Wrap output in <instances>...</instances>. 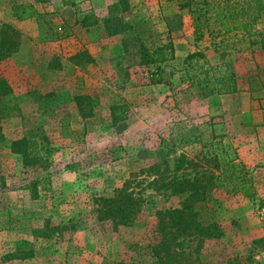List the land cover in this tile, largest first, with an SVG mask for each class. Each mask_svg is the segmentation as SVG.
Instances as JSON below:
<instances>
[{"label": "rangeland", "instance_id": "obj_1", "mask_svg": "<svg viewBox=\"0 0 264 264\" xmlns=\"http://www.w3.org/2000/svg\"><path fill=\"white\" fill-rule=\"evenodd\" d=\"M62 1L0 0V24L18 28L23 40L18 52L0 61V76L12 87L0 95V264H103L130 258L152 264L156 258L147 245L157 231V212L179 207L185 196L157 188L148 167H172L181 151L200 159L217 152L220 141L246 165L253 194L219 187L212 200L198 204L200 220L219 224L223 236L185 237L178 264H258L264 227L253 208L264 200V102L257 105L259 96L234 93L188 101L169 83L151 84L148 68L155 64L141 61V42L153 50L172 39L175 58L160 68L180 85L183 58L212 44L209 31L218 28L209 22L198 37L194 0H75L74 7ZM184 2L191 3L182 8ZM16 3L34 4L42 19L17 21L12 16ZM84 13L98 16L97 25H78ZM256 40L243 31L220 34L225 54L211 53L212 62H229L240 82L257 71L252 77L260 85L263 49ZM79 96L85 97L80 110ZM191 127L207 135L215 129L224 137L176 150L167 145ZM24 137L26 143L14 145ZM18 147L27 164L14 152ZM127 181L140 198L135 221L121 228L100 222L97 198L112 196ZM17 249H32L33 255L12 259Z\"/></svg>", "mask_w": 264, "mask_h": 264}, {"label": "trees", "instance_id": "obj_2", "mask_svg": "<svg viewBox=\"0 0 264 264\" xmlns=\"http://www.w3.org/2000/svg\"><path fill=\"white\" fill-rule=\"evenodd\" d=\"M75 0H63V5L75 6ZM124 2V1H123ZM195 15L193 17L198 37H202V29L212 22L218 28L210 29L212 44L205 48L186 54L182 61L180 85H174L169 78L163 75L160 64L175 58V44L172 39L167 43L155 47L153 50L141 42V61L155 64L153 69L148 68L151 84L169 83L175 95L182 94L186 100L193 97H210L213 95H227L238 91V79L235 70L227 61L213 63L212 54L223 57L218 36L234 31H243L248 37H256L261 49L264 50V0H194ZM191 2L181 3L187 7ZM202 5V6H198ZM127 6V4H126ZM113 7H117L114 4ZM12 16L17 21L35 18L40 21L43 17L34 4L16 3L12 5ZM99 17L94 13H84L76 23L83 28L97 25ZM261 25V28L259 27ZM209 30V28H208ZM116 29V33H119ZM58 38V37H57ZM22 32L10 23L0 24V61H4L18 52L22 46ZM219 42V43H218ZM78 53L75 55L77 56ZM79 56V55H78ZM12 92L8 80L0 76V95L5 96ZM85 97L79 96L77 106L80 110V101ZM194 139L192 140V136ZM223 134H217L211 129L207 135L200 127H191L178 131L170 138L168 146L176 149L191 142H200L203 139L212 141L222 139ZM26 138L14 142L17 146L26 143ZM217 152L203 153L200 159L189 158L185 151H181L174 158L172 167L153 163L148 167L155 175L152 180L157 188H166L173 195H184L179 207L157 212L156 232L147 245L151 256L156 259L152 264H178L179 255L183 254V239L187 236L217 239L223 236V230L216 222L203 223L198 217L196 206L213 199L214 190L219 187L231 188L234 193L245 196L253 194V185L246 165L238 156H231L222 145ZM174 150V149H173ZM22 153L24 163L27 156L21 147L14 150ZM140 209V198L129 189V181L123 187L115 190L112 196L97 198L95 212L99 221L110 220L115 228L130 226L136 219ZM135 249L136 245L129 246ZM32 249H17L10 256L12 259H28L32 257ZM103 264H141L133 259L106 261Z\"/></svg>", "mask_w": 264, "mask_h": 264}, {"label": "crops", "instance_id": "obj_3", "mask_svg": "<svg viewBox=\"0 0 264 264\" xmlns=\"http://www.w3.org/2000/svg\"><path fill=\"white\" fill-rule=\"evenodd\" d=\"M261 53L262 54L260 57L262 59V62H264V50H262ZM255 74H257V71H249L247 78L245 79V82L243 81L240 82V79L237 78L238 79V91L235 92L234 94L240 97L245 96L243 94H246L248 96L249 95L256 96V97L259 96L257 99V105H259L260 102H264V99H260L261 96H264V79L262 81H259L260 85H257V82L252 77ZM253 106H255V103L253 104Z\"/></svg>", "mask_w": 264, "mask_h": 264}, {"label": "built area", "instance_id": "obj_4", "mask_svg": "<svg viewBox=\"0 0 264 264\" xmlns=\"http://www.w3.org/2000/svg\"><path fill=\"white\" fill-rule=\"evenodd\" d=\"M253 213L255 219L264 227V200L255 204ZM255 259L258 264H264V249L255 255Z\"/></svg>", "mask_w": 264, "mask_h": 264}]
</instances>
